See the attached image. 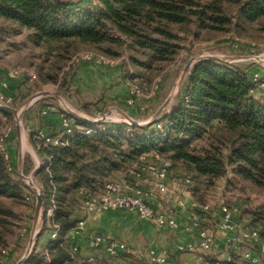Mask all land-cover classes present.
<instances>
[{
	"label": "trees",
	"instance_id": "1",
	"mask_svg": "<svg viewBox=\"0 0 264 264\" xmlns=\"http://www.w3.org/2000/svg\"><path fill=\"white\" fill-rule=\"evenodd\" d=\"M96 1L87 8L89 3L82 0H0V21L30 30L34 45L55 50L59 58L77 45L112 53L104 46L131 42L146 57L140 65L153 69L155 64L175 58L181 33H224L234 25H251L264 19V0ZM255 73L216 59L201 60L188 73L170 112L153 123L168 125L164 132L159 127L150 130L153 124L129 125L131 133L116 126L105 128L114 133L75 130L71 134L61 132L59 144L38 149L43 164L36 178L42 189L45 213L52 207L53 214L51 229H42L23 264H46L44 252L37 251L46 230H51V234L57 231V237L44 249L50 262L80 264L79 253L69 242L70 231L83 219L75 212L76 205L98 193L112 175L128 172L141 155L152 151L170 160L174 169L192 174L190 188L201 205L207 204L203 193L229 174L264 192V89L253 84ZM1 112L11 117L9 111ZM58 120L62 124L61 117ZM74 120L94 129L100 125ZM35 134L33 131V137ZM199 141L207 145L198 148ZM0 193L14 197L22 194V185L6 174L1 153ZM197 213L202 224L207 215L200 210ZM249 221L252 228H264V210L249 214ZM4 246L0 233V247ZM1 248L0 264H8ZM235 258L225 264H237ZM112 260L145 263L129 251ZM106 262L101 259L96 264ZM147 262L150 264L148 259Z\"/></svg>",
	"mask_w": 264,
	"mask_h": 264
},
{
	"label": "rangeland",
	"instance_id": "2",
	"mask_svg": "<svg viewBox=\"0 0 264 264\" xmlns=\"http://www.w3.org/2000/svg\"><path fill=\"white\" fill-rule=\"evenodd\" d=\"M82 1H85V4L89 3L85 5L87 8L97 3L96 0ZM236 21L234 18V22ZM4 27L0 25V82L4 80L8 82L7 87L3 88V93L12 100L6 107L16 110V114L9 111L11 117H6L1 112L0 136L9 128L12 129L7 143L10 159L9 161L4 159L6 174L14 182L22 185L20 197L0 193V209L3 210L0 212V233L5 242V246L0 248L2 255L9 259L8 264H16L25 256L31 240L35 242L32 252L42 229H51V220L47 211L45 213V207L38 220H35L36 191L29 183L32 179L37 191L42 193L40 183L36 178L43 164L38 152L41 142L38 137L40 134L49 137L59 135L62 124H59L58 119L62 114H68V110L74 111L90 119L87 122L99 123L100 125L95 130L100 131L108 127L113 129L116 126V128L122 127L126 132L131 133L130 122L126 116L142 125L137 127H147L151 125L148 123L169 97L171 101L162 115L170 112L184 88L188 75L184 72V68L188 62L197 58H202V60L209 56L232 58L223 62L234 64L244 71H254L264 78V19L251 25H234L224 33L200 31L198 36L190 32L181 33L178 41L180 48L175 58L165 64H155L153 69H145L140 65L146 61V57L138 52L131 42L113 46L105 45L104 48L111 49L112 53L87 45H77L75 50L59 58L55 50L51 51L31 42L35 46L33 48L20 40L22 38L17 40V37L23 35L20 34L21 31L8 27L5 30ZM12 43L21 44V48L12 51L9 48ZM86 54L93 57L91 59L81 58ZM96 56L104 57L109 61L99 62ZM13 69H20V75L16 79L7 80V73ZM41 93L46 94L41 95ZM103 118L104 121H100ZM17 123L20 126V138L16 132ZM35 124L36 129H33ZM163 125V123L160 124V126ZM43 127H46L45 130L42 129ZM158 127L159 125L153 124L149 129L153 130ZM33 131L36 133L34 137ZM206 145L205 141H199L196 144L198 148ZM171 170L172 182L177 184L178 190L171 188L166 195L175 194L182 201L192 197L193 201L201 205L194 196L192 188L181 186L182 176L190 173L187 171L182 173L174 169L172 164ZM35 171L36 174H34ZM145 174L148 181L136 178V170L131 166L128 172L116 173L106 182H116L125 178L133 186L139 185L147 190H154L153 199L159 202L164 210L172 209L175 214V208L167 204L168 198L165 194L154 188L155 181L152 174L147 169ZM203 194L206 203L211 205L212 213L216 212L222 204H231L238 208L242 219H246L248 223H250L249 214L264 210V192L250 182L237 179L233 174L219 179L214 187ZM75 212H84L81 202L76 205ZM206 219L212 222L210 218ZM201 226L212 232L216 229L214 223L207 224L206 221ZM260 231L261 236L264 237V228ZM36 233L38 234L35 236ZM116 238L125 242L119 235ZM175 238L182 240L187 239L188 236L182 234ZM138 245H140L137 248L138 253H132V255L147 264L149 252L147 242L139 239ZM245 248L258 252L257 246L250 245ZM130 249L133 248L128 245V251ZM37 251L44 252L46 262L48 258L50 259L42 247H37ZM96 254L107 260V264H123L119 260L110 259L103 249H97ZM218 255V260L222 261L221 253ZM89 256L79 254V263H98L96 261L86 262ZM234 257H236L237 264H246L240 255L231 256L232 259ZM260 259V264H264V256ZM222 263L225 264L223 261Z\"/></svg>",
	"mask_w": 264,
	"mask_h": 264
},
{
	"label": "built area",
	"instance_id": "3",
	"mask_svg": "<svg viewBox=\"0 0 264 264\" xmlns=\"http://www.w3.org/2000/svg\"><path fill=\"white\" fill-rule=\"evenodd\" d=\"M93 57L90 54L81 56L83 59H91ZM99 62L109 61L104 57L96 56ZM21 73L20 69H13L7 73V80L16 79ZM252 82L258 89H264V80L258 74L255 73L252 77ZM8 82L6 80L0 82V108L5 107L11 103L12 98L6 97L3 93V88L7 87ZM1 114V110H0ZM62 128L61 132L71 134L75 130H83L87 133H96L97 130L77 123L74 119L68 118L65 114L61 115ZM130 125V124H129ZM168 126V125H167ZM165 125L160 126V132H164ZM103 133H114L111 129H103ZM12 134V129H8L2 136H0V153L4 159L9 161L8 154V138ZM60 133L57 136L49 137L40 134L41 140L39 149L44 146L57 145L60 143ZM132 167L136 170V178H142L144 181H148L145 170L152 174L154 177V188L162 194H167L171 191V187L168 185V181H172L173 175L171 170V163L161 154L152 151L140 156L139 160L135 162ZM191 175L184 174L180 180L181 186L190 188ZM175 183V182H174ZM176 184V183H175ZM177 185V184H176ZM154 190H147L139 185H132L130 181L123 178L116 182H106L103 185L102 190L99 193L90 195L81 201V207L86 215L101 214L107 211H129L138 215L139 219L156 226L158 229L167 231H176L180 228V225L173 213V210H164L161 204L153 199ZM189 195V193H187ZM155 201V202H154ZM183 202V201H181ZM186 207L185 203H182ZM189 210V225L186 226L187 230H197V242H189L185 244L177 245V250L181 252H188L199 257L201 264H224L220 260H211L204 255L205 252L212 251L221 246L222 250L231 255L233 253L238 254L248 264H260L261 255H264V237L261 236L260 228L250 227L246 219L239 221L234 220L235 213L238 212V208L231 204H222L219 207L221 216L217 222L218 229L222 232L232 233V236L228 237L223 245H220L217 241L215 234L209 229L201 226L200 216L197 211H203L205 213L211 212V205H199L192 199L189 201V205L186 207ZM53 214V208L47 210V215L51 217ZM86 230V221L82 219L79 223L70 231L69 237H74L82 234ZM57 237V231L52 233V238ZM257 246L258 252L247 249L245 246ZM89 247L92 250L104 249L105 253L112 259H118L128 251V246L125 242L115 238L111 234L95 233L89 239ZM74 252H78L76 248ZM148 258L150 264H172L171 256L168 249L154 248L148 252ZM230 259V258H229ZM46 264H51L50 259H47Z\"/></svg>",
	"mask_w": 264,
	"mask_h": 264
},
{
	"label": "crops",
	"instance_id": "4",
	"mask_svg": "<svg viewBox=\"0 0 264 264\" xmlns=\"http://www.w3.org/2000/svg\"><path fill=\"white\" fill-rule=\"evenodd\" d=\"M0 25L1 26L4 25L5 30H7L6 27H8L9 29H16L21 31L20 34L23 35L22 37L20 36L17 37V40L18 38H22L20 40H22L25 43H28L33 48L35 47L33 44H31L30 36L32 32L30 30L19 27L7 21H0ZM10 46L9 48L12 51L21 48V44L15 45L12 43ZM41 126H43L42 123ZM45 128L46 127H43L42 129L45 130ZM33 129H36V124L34 125ZM167 183L172 189L178 190L174 182L169 180ZM165 196L168 198L166 200L167 204L172 205L173 208H175V217L180 225V228L178 230L167 231L163 229H158L156 226L140 220L136 213L129 211H121V210L107 211L98 216H94L95 214L86 215L84 212H78L77 214L86 221V230L80 235L69 238L71 247L73 249L76 248L79 254H88V256L90 255L88 257L89 258L88 263H90V261L98 262L99 260L102 259V256L96 254L97 250H92L89 247V239L95 233H106L113 235L115 238L116 236L119 235L123 240H125V242H128L129 244L128 243L127 244L132 246L133 248L129 250V252L131 253H138L137 248L140 246L138 245V240L140 239L141 241L144 240L145 242H147L149 250L152 248L156 250L168 249L171 256L172 264H201L199 257H197L196 255L177 250V245L179 244L197 242V230L186 229V226L189 225V210L186 207L189 205V201L192 199V197L187 195L188 197H190V199L187 198L184 199L183 203H185L186 205V207H184V205H182L181 202L182 199L179 196L175 194L170 196L169 195L167 196L165 194ZM205 215L207 216L203 218L202 221L203 222L206 221L207 224L208 223L215 224L216 229L213 233L215 234L218 243L220 245H223L225 240L228 237L232 236V233L222 232L218 229L217 222L221 216L219 208L216 212L213 213L208 212ZM206 218H210L212 222L207 220ZM241 219H242V215L240 214V212L235 213L234 220L239 221ZM182 234L187 235L188 238L182 240L181 238H177V239L175 238V237H180V235ZM51 240H52L51 231L46 230L42 234V237L39 240L38 247L39 248L42 247L43 249H45V247ZM154 244H156V246ZM219 253H221L220 258L225 263L230 262L232 260L231 256L235 254V253L231 255L226 254L220 246L212 251L205 252L204 255H206L208 259L218 260ZM119 261L121 262V260Z\"/></svg>",
	"mask_w": 264,
	"mask_h": 264
},
{
	"label": "water",
	"instance_id": "5",
	"mask_svg": "<svg viewBox=\"0 0 264 264\" xmlns=\"http://www.w3.org/2000/svg\"><path fill=\"white\" fill-rule=\"evenodd\" d=\"M205 59H216V60H220V61H226V60H231L232 58H219V57H214V56H209ZM202 58H197L193 61H190L188 62V64L185 66L184 68V72L185 73H189L190 70L199 62L201 61ZM204 60V59H203ZM46 93H41V95H44ZM171 101V97L167 98L166 101L163 103V105L161 106V108L158 110V112L155 114V116L153 117V119L148 123V124H152L154 122H156L160 116L162 115V113L164 112V110L167 108V106L169 105ZM1 111L3 110H7V111H11L13 112L14 114H16V110H13L9 107H2L0 108ZM68 114L74 118V119H78V120H81V121H90V119L82 116V115H79L78 113L74 112V111H71V110H68ZM126 118L128 119V121L130 122L131 125L133 126H142L140 123H138L137 121L131 119L130 117L126 116ZM100 121H104V118L101 119ZM16 132H17V136L18 138H20V126L19 124L17 123V126H16ZM34 174H36V171L34 172ZM30 186L36 191V199H37V202H36V208H35V220H38V218L40 217V215L42 214V210H43V207H44V201H43V195L42 193H40L39 191H37V189L35 188L34 186V182L32 179H30ZM38 233L35 234V236L37 235ZM35 242H33V240L30 241L29 243V247L26 251V254L25 256L20 260L18 261L16 264H23L25 262V260L28 258V256L30 255V252L32 250V247L34 246Z\"/></svg>",
	"mask_w": 264,
	"mask_h": 264
}]
</instances>
